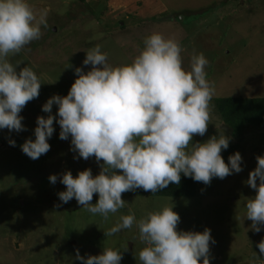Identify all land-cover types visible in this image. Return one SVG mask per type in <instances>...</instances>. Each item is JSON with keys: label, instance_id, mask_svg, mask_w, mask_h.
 Returning a JSON list of instances; mask_svg holds the SVG:
<instances>
[{"label": "rangeland", "instance_id": "374dc122", "mask_svg": "<svg viewBox=\"0 0 264 264\" xmlns=\"http://www.w3.org/2000/svg\"><path fill=\"white\" fill-rule=\"evenodd\" d=\"M34 10L49 9L47 27L41 37L9 60L21 61L37 73L41 86L38 98L20 112L24 130L0 129V264H82L81 256L99 255L104 247L121 249L120 264H139L135 254L144 247L135 225L113 236L105 232L123 214L134 213L137 220L165 203L173 204L180 216L178 231L203 232L210 229V264H264L258 243L264 226L256 232L245 218V203L255 196L247 184L256 157L264 155V125L247 126L240 136L224 129L215 99L221 97H264V0H28ZM159 32L179 42L183 67L190 68L193 52L208 61L207 79L214 84L211 101L212 123L204 136L194 135L193 143H203L219 135L215 124L229 137L222 149L225 163L235 152L241 154L242 171L210 184L197 182L192 197L153 196L137 188L122 193L123 209L105 221L81 208L75 198L61 203L58 193L66 187L60 176L90 168L93 176L100 166L95 157L79 158L71 150V136L59 138L58 105L53 104L54 132L48 139L50 150L33 160L23 153L26 139L35 140L37 117H47L43 104L54 94L67 95L76 79L75 68L83 65L88 49L99 45L113 65L129 63L143 40ZM15 141V146L10 144ZM119 172V170H116ZM55 174L52 184L49 176ZM257 183L259 181L257 180ZM98 200L93 195L92 203ZM59 204L60 207H56ZM127 247V249H123ZM203 258H201L202 260Z\"/></svg>", "mask_w": 264, "mask_h": 264}, {"label": "clouds", "instance_id": "9594fccd", "mask_svg": "<svg viewBox=\"0 0 264 264\" xmlns=\"http://www.w3.org/2000/svg\"><path fill=\"white\" fill-rule=\"evenodd\" d=\"M48 14V8L34 10L28 0H0V129L24 130L20 112L39 96L37 73L29 66L18 73L21 61L13 64L9 57L41 37ZM143 44L131 62L120 65L110 64L99 45L85 51L83 65L91 69L75 68L76 79L67 95L54 94L43 104L49 115L37 117L35 140L26 139L21 145L33 160L50 150L48 139L56 119L52 106L58 105L59 138L71 136V150L79 158L103 161L95 176L90 168L75 177L70 171L62 174L59 179L66 190L58 193L59 200L68 203L75 198L80 209L105 221L125 207L124 192L142 188L155 193L170 183L179 184L181 173L207 185L213 177L223 179L242 171L239 152L230 155L228 163L221 156L229 146L221 123L215 124L219 135L192 142L212 123L215 87L207 79L203 53L193 52L190 68L185 69L177 40L152 32ZM10 144L15 146V141ZM256 160L247 179L256 194L246 200L245 218L259 232L264 226V155ZM49 180L55 184L57 176L52 174ZM94 194H98L95 204ZM180 219L173 204L165 203L139 220L134 213L123 214L104 232L110 237L135 225L144 244L135 254L139 264H210L209 244L215 243L210 229L178 231ZM258 248L264 256V239ZM75 258L82 264H120L122 254L121 249L104 247L99 255L81 256L77 250Z\"/></svg>", "mask_w": 264, "mask_h": 264}, {"label": "trees", "instance_id": "16d2710c", "mask_svg": "<svg viewBox=\"0 0 264 264\" xmlns=\"http://www.w3.org/2000/svg\"><path fill=\"white\" fill-rule=\"evenodd\" d=\"M217 109L225 124L240 136L247 126L264 125V97H221L215 99ZM197 190V181L181 173L179 184L170 183L166 188L151 192L153 196L192 197Z\"/></svg>", "mask_w": 264, "mask_h": 264}, {"label": "water", "instance_id": "95a60500", "mask_svg": "<svg viewBox=\"0 0 264 264\" xmlns=\"http://www.w3.org/2000/svg\"><path fill=\"white\" fill-rule=\"evenodd\" d=\"M224 127V129L228 132V133H230V134H232L233 133V129L232 128H230V127H228V126H223Z\"/></svg>", "mask_w": 264, "mask_h": 264}]
</instances>
